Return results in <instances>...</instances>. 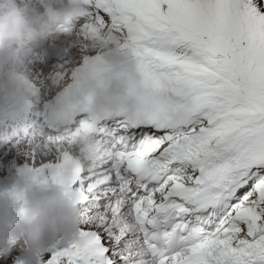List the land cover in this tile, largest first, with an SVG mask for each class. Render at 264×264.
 I'll use <instances>...</instances> for the list:
<instances>
[{"label":"snow or ice","instance_id":"obj_1","mask_svg":"<svg viewBox=\"0 0 264 264\" xmlns=\"http://www.w3.org/2000/svg\"><path fill=\"white\" fill-rule=\"evenodd\" d=\"M84 2L68 31L85 50L91 35L119 38L139 105L131 117L74 113L78 87L117 70L85 51L63 100L77 137L19 145L28 179L62 181L83 214L44 264H264V0ZM85 131L94 157L79 152Z\"/></svg>","mask_w":264,"mask_h":264},{"label":"clouds","instance_id":"obj_2","mask_svg":"<svg viewBox=\"0 0 264 264\" xmlns=\"http://www.w3.org/2000/svg\"><path fill=\"white\" fill-rule=\"evenodd\" d=\"M85 9L84 0H68L67 6L44 11L25 6V0H0V126L23 120L30 106L31 77L24 51L41 49L54 38L70 35L68 26ZM87 48L117 70L81 84L72 97V111L103 118L121 109L133 116L139 101L129 91L128 77L118 70L123 51L119 38L91 35ZM77 143L85 158L100 152L87 131ZM82 222L83 214L62 181L40 186L22 173L12 187L0 190V258L19 244L25 254L23 264H32L37 254L74 240Z\"/></svg>","mask_w":264,"mask_h":264},{"label":"bare ground","instance_id":"obj_3","mask_svg":"<svg viewBox=\"0 0 264 264\" xmlns=\"http://www.w3.org/2000/svg\"><path fill=\"white\" fill-rule=\"evenodd\" d=\"M28 1L29 0H25V6L27 7ZM77 23L78 21H74V24L72 26L73 29H75ZM57 48H65L66 50L79 53V59L73 60L71 66L69 67V73L71 75L68 76L67 84H70V82L74 81L83 61L85 60V51H90L88 48L87 50L84 49L82 42L79 40V34L76 32L70 34L69 36L61 35L58 38L52 39L50 42L46 43L45 46L39 51L32 49L24 51L23 57L25 59V64H27L30 69V75H35L34 81L37 87H40V90L39 92H36L32 90L31 87L28 90V100L31 109L27 117L30 120L25 123L21 131L27 132V135L22 136V133H16L14 129H11V131L16 134V136L10 140L12 142L11 146L4 147V149L12 151L10 155L4 154L9 163L11 175L17 173L19 170H22L24 172L26 168V159L28 154H25V156L23 155L21 156V158H19V155L23 154V150H21L17 143L21 140V137L22 139L25 138V141H29L30 143H32V141H34L37 137L44 136L45 133H60V129L55 124H52V126H50L47 110L52 104L53 99L52 97L46 98L44 96L45 81L42 77L41 71L37 69L38 65H46L44 55H42L41 53ZM60 84L61 87L57 89V92L63 90L65 82L62 80ZM9 139L10 138L8 136H5L3 141L5 142V140ZM3 146H5V144Z\"/></svg>","mask_w":264,"mask_h":264},{"label":"rangeland","instance_id":"obj_4","mask_svg":"<svg viewBox=\"0 0 264 264\" xmlns=\"http://www.w3.org/2000/svg\"><path fill=\"white\" fill-rule=\"evenodd\" d=\"M3 170H4V168L0 166V173H1ZM10 258H11V257H10ZM10 258H9V260H11ZM1 259L3 260V262L8 263V261L4 260L3 258H1Z\"/></svg>","mask_w":264,"mask_h":264}]
</instances>
